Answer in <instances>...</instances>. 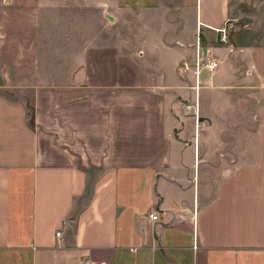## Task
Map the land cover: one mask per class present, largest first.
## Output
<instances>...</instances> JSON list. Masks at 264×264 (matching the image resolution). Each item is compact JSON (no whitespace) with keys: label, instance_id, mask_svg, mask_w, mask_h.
Here are the masks:
<instances>
[{"label":"crops","instance_id":"0c3cea01","mask_svg":"<svg viewBox=\"0 0 264 264\" xmlns=\"http://www.w3.org/2000/svg\"><path fill=\"white\" fill-rule=\"evenodd\" d=\"M0 264H264V0H0Z\"/></svg>","mask_w":264,"mask_h":264},{"label":"built area","instance_id":"2783aa9c","mask_svg":"<svg viewBox=\"0 0 264 264\" xmlns=\"http://www.w3.org/2000/svg\"><path fill=\"white\" fill-rule=\"evenodd\" d=\"M219 32H220V41L225 42V40H226L225 29H221ZM197 40L199 41V39H197ZM217 66H218L217 61H215L213 59L203 60L198 55L197 60H196V65H195V73H196V75H199L200 70L202 68L214 70L215 68H217ZM149 217L152 220H157V218H158L157 214H155V213L149 214ZM57 235H59V233H57Z\"/></svg>","mask_w":264,"mask_h":264},{"label":"rangeland","instance_id":"374dc122","mask_svg":"<svg viewBox=\"0 0 264 264\" xmlns=\"http://www.w3.org/2000/svg\"><path fill=\"white\" fill-rule=\"evenodd\" d=\"M199 33V32H198Z\"/></svg>","mask_w":264,"mask_h":264}]
</instances>
